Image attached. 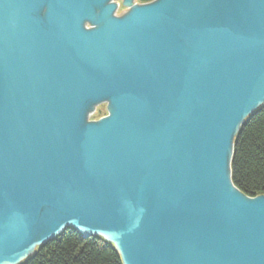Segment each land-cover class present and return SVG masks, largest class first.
<instances>
[{"label":"water","instance_id":"95a60500","mask_svg":"<svg viewBox=\"0 0 264 264\" xmlns=\"http://www.w3.org/2000/svg\"><path fill=\"white\" fill-rule=\"evenodd\" d=\"M115 1L0 0V264L68 228L123 264H264V195L230 179L264 0Z\"/></svg>","mask_w":264,"mask_h":264},{"label":"trees","instance_id":"16d2710c","mask_svg":"<svg viewBox=\"0 0 264 264\" xmlns=\"http://www.w3.org/2000/svg\"><path fill=\"white\" fill-rule=\"evenodd\" d=\"M146 3L152 0H136ZM230 179L244 195H264V106L249 115L234 137ZM18 264H123L115 245L72 228L46 241Z\"/></svg>","mask_w":264,"mask_h":264},{"label":"flooded vegetation","instance_id":"af4514ba","mask_svg":"<svg viewBox=\"0 0 264 264\" xmlns=\"http://www.w3.org/2000/svg\"><path fill=\"white\" fill-rule=\"evenodd\" d=\"M115 1V0H114ZM116 2V1H115ZM88 25V24H87ZM104 101H106V100H104ZM104 101H102V102H104ZM107 102V101H106Z\"/></svg>","mask_w":264,"mask_h":264}]
</instances>
